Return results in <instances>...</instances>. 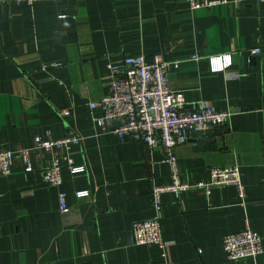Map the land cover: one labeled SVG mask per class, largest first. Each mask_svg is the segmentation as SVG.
<instances>
[{
	"label": "crops",
	"instance_id": "crops-1",
	"mask_svg": "<svg viewBox=\"0 0 264 264\" xmlns=\"http://www.w3.org/2000/svg\"><path fill=\"white\" fill-rule=\"evenodd\" d=\"M198 2L203 0H196ZM260 54L248 59L254 46ZM160 54L180 60L168 71L187 102L231 112L223 126L191 132L174 148L182 182L206 180L211 167L239 166L244 196L215 185L161 194L167 243L130 242L132 225L151 218V190L171 183L166 152L101 132L94 118L110 83L107 61ZM230 54L223 71L212 57ZM197 55L193 60L191 56ZM216 64V61L213 60ZM42 64L54 66L42 70ZM66 110L67 116L58 112ZM80 138L45 150L35 139ZM29 150L30 168L21 150ZM11 150L10 177L0 176V264H264L228 261L222 238L246 226L264 245V2L226 0L192 10L186 0H52L0 4V151ZM51 155L62 183L42 179ZM84 166L70 173L66 159ZM87 190L88 196L75 192ZM64 192L69 210H59Z\"/></svg>",
	"mask_w": 264,
	"mask_h": 264
},
{
	"label": "built area",
	"instance_id": "built-area-1",
	"mask_svg": "<svg viewBox=\"0 0 264 264\" xmlns=\"http://www.w3.org/2000/svg\"><path fill=\"white\" fill-rule=\"evenodd\" d=\"M7 1L26 3L52 0H0V4ZM264 2V0H258ZM192 10L224 4L226 0H186ZM260 47L254 46L248 52V59L260 54ZM191 59H198L197 55ZM216 61V64L213 63ZM211 70L223 71L231 64L230 54L212 57ZM180 60H166L160 54H153L150 58L144 55L123 56L118 60L107 61L110 83L106 92L97 102H90L89 108L99 106L102 115L94 118V124L101 132H111L118 136L127 135L133 140L145 144L153 149L162 146L166 152V162L170 169L171 183L155 185L151 190L152 208L154 215L145 220L133 223L130 242L136 245H157L161 256L166 255L167 243L161 231V194L171 192L176 198L182 192L192 188H202L208 193L215 185L235 186L239 198L244 196V185L239 177V166L211 167L206 180L192 183L182 182L177 171V158L174 148L186 142L191 132L200 133L205 127L223 126L229 121L231 112L228 110H214L204 102H187L182 90L173 89L168 82V71L171 67L180 66ZM53 64H42L46 70ZM59 116H67L68 111L58 112ZM80 138L70 134L61 139H35L36 147L50 150L52 148H69L70 144H78ZM21 156L27 168H30L29 150H21ZM13 152L0 151V176L10 177ZM70 173L84 171V166L76 164L72 158L66 159ZM62 166L60 158L51 155L42 173V179L49 186L59 187L62 183ZM87 190L77 191V197L88 196ZM59 210L66 213L69 206L64 192L58 193ZM222 248L228 261L242 258H256L264 251L263 238L249 227L235 232H228L222 238Z\"/></svg>",
	"mask_w": 264,
	"mask_h": 264
}]
</instances>
